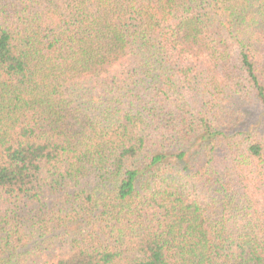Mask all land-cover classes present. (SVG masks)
I'll list each match as a JSON object with an SVG mask.
<instances>
[{
  "label": "trees",
  "instance_id": "1",
  "mask_svg": "<svg viewBox=\"0 0 264 264\" xmlns=\"http://www.w3.org/2000/svg\"><path fill=\"white\" fill-rule=\"evenodd\" d=\"M0 264H264V0H0Z\"/></svg>",
  "mask_w": 264,
  "mask_h": 264
}]
</instances>
